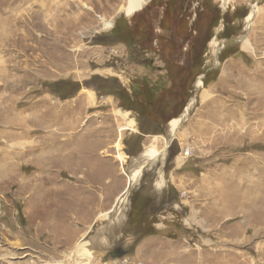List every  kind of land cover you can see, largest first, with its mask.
Returning a JSON list of instances; mask_svg holds the SVG:
<instances>
[{"label": "rangeland", "instance_id": "obj_1", "mask_svg": "<svg viewBox=\"0 0 264 264\" xmlns=\"http://www.w3.org/2000/svg\"><path fill=\"white\" fill-rule=\"evenodd\" d=\"M126 4L0 0V264H81L87 250L82 264H264V0H149L132 15ZM112 95L144 102L142 134L156 150L189 109L165 157L147 164L173 167L177 181L188 169L170 195L181 208H141L144 192L159 198L142 176L126 219L110 224L116 203L74 246L63 223L70 210L63 216L55 199L77 176L61 173L77 168L66 157L82 152V138L108 143L98 156L118 160L126 187L137 164L124 135L139 130L117 126ZM111 236L130 249L118 263L92 247Z\"/></svg>", "mask_w": 264, "mask_h": 264}, {"label": "crops", "instance_id": "obj_2", "mask_svg": "<svg viewBox=\"0 0 264 264\" xmlns=\"http://www.w3.org/2000/svg\"><path fill=\"white\" fill-rule=\"evenodd\" d=\"M135 80L138 81L137 84L139 87H141V83H144L140 78H136ZM131 83H133V80ZM151 87L154 94L159 93L160 87H158L159 89L154 85H151ZM125 88L126 94L130 96V99L135 100V98H139V89H134L135 91L131 92L129 87ZM112 96L114 98L118 97V101L114 102L115 107L111 108V116L117 121V126L118 124L128 125L132 123L133 128L139 130L138 133H132L133 130L130 128L126 131L131 132L125 131L126 134L124 135V138L129 140L127 143L129 148L127 147L126 153L131 157L130 160L137 156L140 157L148 148L149 144H146V139L151 137L147 134H142L143 127L141 126H143L144 121L141 118L144 116V102L128 101L126 102L127 104H125L119 96ZM127 125L123 127L124 130ZM80 141L82 142L81 146H83L81 149L82 152L79 150H73L71 155H68L64 161V164L68 162H76L77 168H73L72 170L66 169L64 172H61H68L72 173V176L74 174L77 176H74L75 179L68 181V183L64 182V184L58 185L55 193V199L59 206L66 208L61 211L63 216L65 212L70 210V212H68V216L70 217H67L70 219L67 221L63 220V223L67 225L64 227L71 230L69 236L72 245L76 244L79 235H87V233H89V230L93 227L94 219L97 214L99 215L96 219H98V217L100 218V215L103 213L102 211H110L109 209L116 205L118 198L126 187L127 181V179L124 178L125 180H123V178H121L117 164L118 160L115 159V157L103 158L98 156V153H102L108 148V143L105 147L99 146L92 140V138L88 137L86 140L82 138ZM181 169L182 168H180L179 173H182L183 175H180V178H178L177 181V171L173 167H168L161 163L154 167H148V165H146L143 170L141 188L147 186V189H151L150 191L157 192L159 198L157 199L154 193L152 196L153 198L150 199L148 193L144 192L143 201L140 202L139 206H141V208L144 207V209L146 206L148 208L151 206V210H154L153 212L156 210L159 212V209L164 208V212H166L168 216H175V212L181 208V202H175L170 195L173 192L174 187L184 189V183H182L181 180H186L184 175L186 171L188 172V169L186 167L182 170ZM67 207L70 208L67 209ZM151 210L149 209V211ZM153 212L150 214L151 218L156 215V212ZM155 217L156 219L160 218L157 215ZM175 218H177V216ZM169 223L170 222H168V225L166 226L163 223L153 225L156 227L155 229H171V224ZM116 237L117 236H113L112 239H108L109 242H107L104 254L105 256H109L111 252V255L116 256L113 258V261L118 263L119 257H121L118 255H122L126 251H129L130 246L127 245L129 250H126L127 247H125V245H118ZM150 237H152V235ZM130 243L131 242L128 241V244ZM136 248H138V246H134V249Z\"/></svg>", "mask_w": 264, "mask_h": 264}, {"label": "bare ground", "instance_id": "obj_3", "mask_svg": "<svg viewBox=\"0 0 264 264\" xmlns=\"http://www.w3.org/2000/svg\"><path fill=\"white\" fill-rule=\"evenodd\" d=\"M147 1H149V0H127L125 10H126V12H128L131 15L135 14L136 12H139L144 7V5L146 4ZM223 2H224V5L226 6L228 3V0H223ZM258 13H259V9L257 7V8H254L253 11L251 12V14L247 17L248 28L252 25V22L254 20L255 15L257 16ZM101 21L104 23V26L106 28L112 27V22L106 21L104 18H101ZM243 41H244L245 47H247L246 39H243ZM213 42H215V40ZM223 49H225L224 45H220V42H219L217 44V49L215 50V53H214L216 63H218V61H219V52H221ZM203 81H204V76L201 75L198 79V82H197V88H201L203 86ZM188 110H186V111L184 110L185 112H184L183 116H181L180 118H177V119H173L170 122V124H169L170 129L168 132V138L167 139L164 138V145L160 150H156V148H155L156 146L153 145L152 147L147 148V150L144 151V153H142V156H140V157L137 156L138 158H135V162H137V164L134 167H132L131 170L129 169L130 174L128 175L127 187L125 188V190L122 192V194L118 198V201L119 200L120 201L119 202L117 201V203H118L117 207L115 208V210L112 213V214L115 213L114 216H111V218H109L110 224H113V225H115V227H117V225H116L117 223H120L122 220L126 219V211H127L128 206L130 204V197L132 194L131 190L134 188V186H137L139 181L141 180V177L143 176L142 174H143L144 167L149 163H155L158 160H160V158L163 159L165 157V155L167 153V148L169 147L171 140L176 135H178L179 128H180L182 122L184 121V119L186 118V116L188 115L186 113ZM188 155H189V152H187V155H185V156H188ZM262 196H263V194H262ZM259 224H262V223H259ZM113 225H112V227H113ZM106 228H107L106 226H104L102 228L101 234L106 230ZM99 236L101 237V235H99ZM98 242H99V240H98ZM88 251L89 250H87V252H85L86 254H84L85 256L81 258V259H83V258L86 259V261H84V263L90 262L89 256L92 255L91 252H93V251L90 250V252H89L90 254H88ZM79 259H80V257L76 256V260H79ZM81 259H80V261H81L80 263L82 264L83 261ZM73 262H75V261H73Z\"/></svg>", "mask_w": 264, "mask_h": 264}, {"label": "water", "instance_id": "obj_4", "mask_svg": "<svg viewBox=\"0 0 264 264\" xmlns=\"http://www.w3.org/2000/svg\"><path fill=\"white\" fill-rule=\"evenodd\" d=\"M144 170V169H143ZM97 239L98 238H94V239H92L93 240V243L94 244H96V242H97ZM109 238H107L105 241L103 240V242L101 243V244H98L97 246L96 245H94L93 244V249H95V250H101V251H104L105 252V248L107 247V242H109V240H108ZM92 242V241H91ZM110 254H111V252H110ZM114 256V255H113Z\"/></svg>", "mask_w": 264, "mask_h": 264}, {"label": "trees", "instance_id": "obj_5", "mask_svg": "<svg viewBox=\"0 0 264 264\" xmlns=\"http://www.w3.org/2000/svg\"><path fill=\"white\" fill-rule=\"evenodd\" d=\"M117 96L121 97L120 95H117ZM150 105H151V107H153V106H155V103L151 102ZM143 131H144V128L142 129V132Z\"/></svg>", "mask_w": 264, "mask_h": 264}, {"label": "built area", "instance_id": "obj_6", "mask_svg": "<svg viewBox=\"0 0 264 264\" xmlns=\"http://www.w3.org/2000/svg\"><path fill=\"white\" fill-rule=\"evenodd\" d=\"M188 152V151H187Z\"/></svg>", "mask_w": 264, "mask_h": 264}]
</instances>
